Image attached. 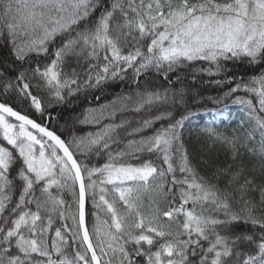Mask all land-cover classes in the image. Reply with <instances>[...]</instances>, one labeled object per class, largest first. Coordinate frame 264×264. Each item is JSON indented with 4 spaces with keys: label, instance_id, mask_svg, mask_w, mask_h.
<instances>
[{
    "label": "snow or ice",
    "instance_id": "obj_1",
    "mask_svg": "<svg viewBox=\"0 0 264 264\" xmlns=\"http://www.w3.org/2000/svg\"><path fill=\"white\" fill-rule=\"evenodd\" d=\"M0 264H264V0H0Z\"/></svg>",
    "mask_w": 264,
    "mask_h": 264
},
{
    "label": "trees",
    "instance_id": "obj_2",
    "mask_svg": "<svg viewBox=\"0 0 264 264\" xmlns=\"http://www.w3.org/2000/svg\"><path fill=\"white\" fill-rule=\"evenodd\" d=\"M125 87L124 85H113L109 88H107L103 93L100 92H96V95H100L101 99L99 101H94L92 100V96L89 95L88 100H85V98L83 96L80 97V100L78 101V104L75 108V112L78 113L80 112L84 107L88 106V101L92 100L93 104H97V103H105L107 102V100L111 99L113 94L117 91L120 90V88ZM207 87V86H206ZM54 113H58L60 115V123L55 125V127L59 130L61 128V125L64 124L65 120H68L69 116L73 114L72 110H61L60 108H56L52 110ZM205 119H200V118H193L192 120V126L195 127L197 124L201 123V121H203L204 123H207L208 121ZM47 122V121H45ZM217 123H219L217 121ZM225 124L227 125V127L225 129H222L224 131L227 132H231L233 128L236 127L237 125V121L233 120H228L225 121ZM51 126V125H50Z\"/></svg>",
    "mask_w": 264,
    "mask_h": 264
},
{
    "label": "bare ground",
    "instance_id": "obj_3",
    "mask_svg": "<svg viewBox=\"0 0 264 264\" xmlns=\"http://www.w3.org/2000/svg\"><path fill=\"white\" fill-rule=\"evenodd\" d=\"M197 118H200V119H205V120H207L208 122L211 120V117H208V116H204V117H197ZM204 120V121H205ZM235 120V119H234ZM236 121V120H235ZM206 122V121H205Z\"/></svg>",
    "mask_w": 264,
    "mask_h": 264
}]
</instances>
